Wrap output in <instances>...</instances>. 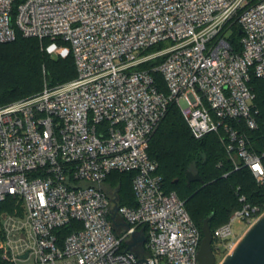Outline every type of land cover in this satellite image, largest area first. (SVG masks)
<instances>
[{
    "label": "built area",
    "instance_id": "2783aa9c",
    "mask_svg": "<svg viewBox=\"0 0 264 264\" xmlns=\"http://www.w3.org/2000/svg\"><path fill=\"white\" fill-rule=\"evenodd\" d=\"M234 23L240 51L226 37ZM15 27L67 44L49 52L72 53L77 77L0 107V203L17 199L22 209L1 219L8 262L199 264L202 232L184 201L165 193L148 153L171 102L195 139L223 130L240 159L235 170L247 167L264 195V152L228 123L258 128L250 81L264 79V0H0V44L16 39ZM112 172H135L137 207L105 189ZM240 201L212 231L214 251L226 257L264 214ZM72 221L82 228L60 242L57 231Z\"/></svg>",
    "mask_w": 264,
    "mask_h": 264
},
{
    "label": "trees",
    "instance_id": "16d2710c",
    "mask_svg": "<svg viewBox=\"0 0 264 264\" xmlns=\"http://www.w3.org/2000/svg\"><path fill=\"white\" fill-rule=\"evenodd\" d=\"M13 14L15 15V9ZM15 29L16 39L0 44V107L40 94L45 84L56 86L77 77L72 53L61 57L49 52V47L54 43L59 46L67 44L61 40L40 41L37 38H26L16 27ZM231 31L229 42L236 51H240L241 34L237 23L232 25ZM162 46H154L148 52H154L156 47L161 49ZM161 62V58L153 60L144 68L152 70ZM151 73L159 92L167 94L163 76L159 72ZM250 86L255 96L258 128L250 130L243 122L228 123L243 132L255 152L261 154L264 152V79L252 77ZM224 139L223 130L210 133L200 140L195 139L180 108L175 102H171L166 116L150 141L148 153L158 163V174L162 178L165 193H175L184 201L200 231L204 220L209 216L212 231L228 223L232 214L242 209L241 197H245L251 206H260L264 210L263 192L247 167L235 170V166L241 164L240 159L235 152L227 150ZM188 172L199 175L201 181L189 182L186 176ZM135 175V172H112L106 180L107 191L115 194L120 206L137 207L132 185ZM16 209L22 211L21 202L17 199L8 198L0 203V243L4 237L1 229L2 216L14 213ZM81 228V223L72 221L59 229L57 234L60 242ZM0 264H12L4 258L1 249Z\"/></svg>",
    "mask_w": 264,
    "mask_h": 264
},
{
    "label": "water",
    "instance_id": "95a60500",
    "mask_svg": "<svg viewBox=\"0 0 264 264\" xmlns=\"http://www.w3.org/2000/svg\"><path fill=\"white\" fill-rule=\"evenodd\" d=\"M189 182L201 181V177L192 172L187 173ZM211 217H207L202 225V241L198 254L199 264H217L213 250V233L210 226ZM145 239H142L144 242ZM28 254L21 259L25 260ZM139 262V261H138ZM221 264H264V214L247 231L236 250L227 256Z\"/></svg>",
    "mask_w": 264,
    "mask_h": 264
},
{
    "label": "rangeland",
    "instance_id": "374dc122",
    "mask_svg": "<svg viewBox=\"0 0 264 264\" xmlns=\"http://www.w3.org/2000/svg\"><path fill=\"white\" fill-rule=\"evenodd\" d=\"M231 34H232V31H229L226 35V37H231ZM159 47H156L154 49V51L158 50ZM54 56H57L56 54H53ZM46 85V84H45ZM105 189L107 190V187L105 185ZM111 195H113V193H110ZM244 224L243 223H236L234 225V229L236 230L237 233H240L243 229H244ZM215 252V255H216V259H217V264H221L225 257H226V252H223V251H214Z\"/></svg>",
    "mask_w": 264,
    "mask_h": 264
},
{
    "label": "crops",
    "instance_id": "0c3cea01",
    "mask_svg": "<svg viewBox=\"0 0 264 264\" xmlns=\"http://www.w3.org/2000/svg\"><path fill=\"white\" fill-rule=\"evenodd\" d=\"M142 233H143V232H142V229H138V230H137V235H142Z\"/></svg>",
    "mask_w": 264,
    "mask_h": 264
},
{
    "label": "flooded vegetation",
    "instance_id": "af4514ba",
    "mask_svg": "<svg viewBox=\"0 0 264 264\" xmlns=\"http://www.w3.org/2000/svg\"><path fill=\"white\" fill-rule=\"evenodd\" d=\"M214 250V249H213ZM214 254H215V252H214ZM216 256V255H215Z\"/></svg>",
    "mask_w": 264,
    "mask_h": 264
}]
</instances>
